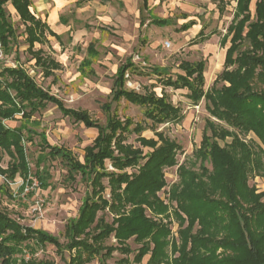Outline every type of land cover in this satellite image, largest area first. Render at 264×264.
I'll return each mask as SVG.
<instances>
[{
  "label": "trees",
  "instance_id": "16d2710c",
  "mask_svg": "<svg viewBox=\"0 0 264 264\" xmlns=\"http://www.w3.org/2000/svg\"><path fill=\"white\" fill-rule=\"evenodd\" d=\"M223 2L219 0V6ZM250 3L251 0H237L233 20L221 40L223 47L230 44L224 69L210 90H205L204 60L182 61L178 67L181 73L175 76L170 69L158 67L146 73L131 60L119 68L113 101L125 100L142 108L150 126L121 117L109 104L102 106L107 117L102 124L88 111L66 107L25 69L7 67L0 72V161L1 153L10 157L7 168L0 165V176L9 182L18 177L24 182L37 178L46 189L48 171L42 164L49 158L61 159L71 181L81 175L91 188L78 218L65 227L66 244L47 231L21 225L0 208V264H54L34 257V249L47 244L54 245L60 255L67 250V264H90L96 259L104 264L116 251L125 256L134 254L133 261L125 258L124 264H142L147 256L146 264H264V191L249 183L252 177L264 179V0L257 1L254 16ZM8 5L24 25L31 59L44 76H52L60 65L42 49L35 50V45L44 44L47 35L56 34L32 12V0H0V43L5 53L9 55L18 40ZM153 22L160 27L171 24L168 19ZM193 25L194 22L185 24L182 29ZM199 35L201 42L208 38L204 31ZM90 48V55L95 56L94 45ZM91 65V60H85L82 72L86 74ZM89 72L94 73L92 69ZM128 73L153 74L165 88L187 90V98L195 105L204 99L209 114L218 121H206L194 161L178 167L179 181L170 190V200L176 203L172 211L157 194L166 186L164 170L178 165L182 147L157 130L160 125L181 121L182 110L166 93L159 96L154 91L127 89ZM48 103L74 122L96 129L98 135L85 148L83 162L71 150L51 145L42 135L38 143L42 152L32 173L26 142H33L36 133L27 123ZM19 115L22 125L11 128L6 124ZM147 129L155 132L158 139L142 136ZM130 133L138 135L141 147L151 151L145 153L128 144ZM251 133L259 143L245 140ZM107 162L114 171H108ZM138 166L136 173L127 171ZM104 179H108L110 199L105 197L108 188ZM7 190L6 183L0 185V191ZM175 222L177 238L171 228ZM112 235L116 245L107 244ZM130 240L138 245L137 249L131 247ZM29 252L33 257L27 258Z\"/></svg>",
  "mask_w": 264,
  "mask_h": 264
},
{
  "label": "rangeland",
  "instance_id": "374dc122",
  "mask_svg": "<svg viewBox=\"0 0 264 264\" xmlns=\"http://www.w3.org/2000/svg\"><path fill=\"white\" fill-rule=\"evenodd\" d=\"M77 1L70 0L58 10V16L68 24L64 29L61 28L60 22L57 23V28L53 26L55 31L61 33L62 44L49 37L48 43L35 46L36 50L43 49L48 57L60 65L50 77L44 76L41 68L35 65V60L28 54L24 25L13 7L8 5L7 12L17 29L18 40L13 51L9 55L5 53V59L0 62V69L12 68L13 65L25 69L39 86L61 99L66 107L88 111L93 119L102 124H105L107 119L102 106L109 104L111 110L121 117H130L134 123L147 126H150L151 122L145 119L142 108L125 100L113 101L117 69L128 59H133L135 65L146 73L153 67H158L170 69L173 76L181 73L178 66L182 61L204 60L205 90L213 87L224 69L225 54L230 44L223 47L220 43L233 19L236 6L234 0H225L228 4L224 5L221 14L217 8L219 0H149V8L143 13H141L143 0H92L81 5L77 4ZM33 2L35 5L32 11L35 12L36 9H42L43 4L47 7L49 3L52 4L51 0ZM150 13L168 19L171 24L167 27L149 24ZM192 20L196 22V26L188 31L181 30L184 23ZM201 29H204V34L208 37L204 42H201L199 35ZM91 43L98 53L92 57L87 50ZM86 59L93 62L85 74L80 68L82 61ZM89 69L94 73L89 72ZM128 74L127 89L139 93L154 91L159 96L166 93L173 104L182 110L181 121L160 125L157 130L176 140L182 147L177 155L178 165L164 170L166 186L157 194L172 211L176 203L170 200V190L179 181L178 167L184 162L190 165L194 161V151L201 144L206 121L209 119L218 121L209 114L207 102L203 99L199 104H193L187 98V90L165 88L153 74L151 76ZM129 83L132 86H129ZM20 118L21 115L17 120L7 121L6 124L11 128L19 127L22 125ZM32 120L27 125L36 135L33 136V142H26L32 173L36 171V162L42 152L38 146L42 135L51 145L71 150L81 162L84 161L85 148L91 145L98 135L97 130L88 129L84 124L76 123L64 116L52 103H48L36 113ZM142 136L147 139H158L155 132L150 129L145 130ZM137 138L138 135L130 133L127 143L143 149L145 153L150 152L151 149L141 147ZM245 140L259 143L253 133ZM227 141L231 142V139ZM1 155L0 165L7 168L10 157L5 153ZM44 165L48 171V187L42 188L40 181L35 178L39 185L28 195L25 194V188L22 190L24 185L22 178L18 177L14 182H9L0 176V185L6 183L9 189L7 192L0 191V208L6 210L10 217L21 225L47 231L60 238L61 243L66 244L65 227L71 220L78 218L80 207L87 193L91 192V188L81 175L76 176V181H71L61 159L49 158L42 167ZM107 168L108 171H114L109 162ZM138 169L139 166L129 168L127 171L136 173ZM103 183L108 188V179H104ZM249 183L258 191H264V179L252 177ZM109 192L108 188L105 193L107 199H110ZM98 215L101 216L102 213ZM107 220L112 221V217L107 216ZM171 228L177 238V223L175 222ZM107 244H117L113 235ZM129 244L133 249L138 248L132 240ZM34 251L36 259L51 260L54 264H67L70 260L67 250L60 255L51 244L36 247ZM31 257L33 255L29 252L27 258ZM148 257L142 264L147 263ZM125 258L133 261L134 254L125 256L116 251L104 264H124L122 260ZM90 264L103 263L96 259Z\"/></svg>",
  "mask_w": 264,
  "mask_h": 264
},
{
  "label": "crops",
  "instance_id": "0c3cea01",
  "mask_svg": "<svg viewBox=\"0 0 264 264\" xmlns=\"http://www.w3.org/2000/svg\"><path fill=\"white\" fill-rule=\"evenodd\" d=\"M70 0H51V3L52 4H48L49 6L47 7L45 4H43L42 6V9H36V12L33 10L32 12L33 13H35L36 14V16L38 17V18H40L43 22H46L48 25H49V27H50V29L56 34V36H51V35H47V41L44 43V44H46V43H48L49 42V37H53V38H55L56 39V41L61 45L62 44V35H60L61 33H58V31H55V29L53 28V26H55L56 28H57V23H61L60 24V26H61V28H65L68 24H67V22L65 21V20H63V18L62 17H59L58 16V10H59V8H61L66 2H69ZM85 1H92V0H78L77 1V4H79V5H81L82 3H84ZM210 1H212V0H210ZM224 2L219 6V3H218V5H217V8H218V10H219V13L221 14L222 12L220 11V8H223L224 9V5H226V4H228V2H226L225 0H223ZM257 1L258 0H251V3H250V10H251V13H254V14H252L253 16L255 15V11H256V3H257ZM32 2H33V0H32ZM234 2H235V4H236V6H235V10H236V7H237V0H234ZM35 5V3L33 2V5H32V8H33V6ZM32 8H31V10H32ZM147 8H149V0H143V6H142V10H141V13H143V11L144 10H147ZM14 9V8H13ZM15 10V9H14ZM235 10H234V13H235ZM16 11V10H15ZM47 11V12H46ZM148 11H149V9H148ZM17 13V12H16ZM234 13H233V17H234ZM49 16H48V15ZM44 16V17H43ZM150 23L149 24H152V25H155V26H157L156 24H154V22H153V19H166V18H161V17H158V16H153V15H151V13H150ZM233 20V19H232ZM191 22H194V25L192 26V27H190L188 30H190L191 28H193L194 26H196L197 24H196V22L195 21H189V22H187V23H184L183 25H185V24H188V23H191ZM232 22V21H231ZM51 24H53V25H51ZM231 24V23H230ZM158 27H160V26H158ZM163 27H167V26H163ZM60 30V29H59ZM181 30H183L182 29V27H181ZM188 30H183V31H188ZM202 31H204V29H201V31L200 32H202ZM200 32H199V34H200ZM227 32V31H226ZM214 33H216V31L215 32H213V34ZM224 37V35L222 36V38ZM222 40V39H221ZM44 44H39V45H44ZM221 44V43H220ZM37 45V44H36ZM35 45V46H36ZM92 45V43L89 45V47H88V54H89V56H91L90 55V46ZM94 45V44H93ZM95 47V46H94ZM95 49V48H94ZM36 50V49H35ZM38 50H40V49H38ZM43 50V49H42ZM44 51V50H43ZM95 51H96V49H95ZM45 52V51H44ZM97 52V51H96ZM46 54V53H45ZM96 55H98V53L96 54ZM95 55V56H96ZM226 55V54H225ZM92 57V56H91ZM87 60V59H86ZM89 60H91V59H89ZM129 60H131L132 61V63H134V61H133V59H128L127 61H129ZM85 60H83L82 61V63L84 62ZM92 61V60H91ZM126 61V62H127ZM93 62V61H92ZM81 63V64H82ZM135 64V63H134ZM179 67V66H178ZM120 68V67H119ZM119 68L117 69V72H118V70H119ZM81 69V68H80ZM57 70V69H56ZM55 70H53V72H54ZM94 72V71H93ZM96 130V129H95ZM98 132V131H97Z\"/></svg>",
  "mask_w": 264,
  "mask_h": 264
},
{
  "label": "built area",
  "instance_id": "2783aa9c",
  "mask_svg": "<svg viewBox=\"0 0 264 264\" xmlns=\"http://www.w3.org/2000/svg\"><path fill=\"white\" fill-rule=\"evenodd\" d=\"M5 59V51L0 43V62L3 61ZM7 68V67H6ZM12 68H16L15 65H13ZM3 69H0V72L2 71ZM126 78H129V74L126 75ZM129 86H132L131 83H129ZM30 181V182H29ZM28 182H24V185H23V188H25V194L28 195V193H30L31 191L35 190L39 183H37L36 179H32V180H29Z\"/></svg>",
  "mask_w": 264,
  "mask_h": 264
}]
</instances>
